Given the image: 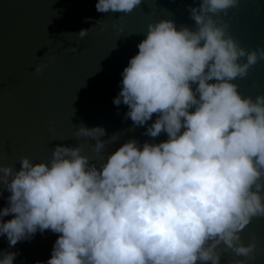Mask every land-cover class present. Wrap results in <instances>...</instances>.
Returning a JSON list of instances; mask_svg holds the SVG:
<instances>
[{"label":"clouds","instance_id":"1","mask_svg":"<svg viewBox=\"0 0 264 264\" xmlns=\"http://www.w3.org/2000/svg\"><path fill=\"white\" fill-rule=\"evenodd\" d=\"M141 2L97 0L95 8L126 16ZM239 7L240 0H200L188 9L195 30L171 19L149 23L123 69L113 104L127 106L124 119L134 127L147 125L144 135L166 133V140H129L99 165L80 146L59 144L47 162L24 156L18 170L0 163V196L10 193L0 236L10 248L51 231V256L35 264H220L226 252L230 264H245L241 257H253L257 243L245 244L242 232L264 218V94L245 97L233 81L264 61V46L246 49L230 34L225 17ZM105 134L99 126L76 131L96 141L98 154ZM17 255L0 252V264Z\"/></svg>","mask_w":264,"mask_h":264},{"label":"water","instance_id":"2","mask_svg":"<svg viewBox=\"0 0 264 264\" xmlns=\"http://www.w3.org/2000/svg\"><path fill=\"white\" fill-rule=\"evenodd\" d=\"M96 2L0 0V163L18 170L24 156L47 162L59 144L80 146L99 165L129 140L142 145L167 139L166 133L157 138L144 135L147 125L134 127L130 119H124L127 106L117 107L113 99L121 88V73L138 53L148 24L171 19L177 28L195 30L188 9L197 7L200 0H142L126 16L100 13ZM225 19L242 47L264 46V0H240V7L231 9ZM81 30L88 31L83 39L78 36ZM71 47H77V52ZM37 64L45 65L40 74L34 72ZM233 82L245 97L264 94V61L250 69L246 78ZM155 119L154 114L148 124ZM81 125L105 130L100 137L106 142L102 153L94 150L95 140L76 137ZM8 195L3 191L0 208L6 206ZM56 239L51 231H38L31 240L10 248L6 237L0 236V252H18L14 264H35L50 258ZM242 239L245 244L252 239L257 243L253 257H241L245 264H264V218H254ZM232 259L230 252L223 253L220 264H230Z\"/></svg>","mask_w":264,"mask_h":264}]
</instances>
